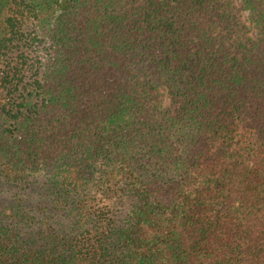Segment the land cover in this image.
Masks as SVG:
<instances>
[{
    "label": "trees",
    "instance_id": "16d2710c",
    "mask_svg": "<svg viewBox=\"0 0 264 264\" xmlns=\"http://www.w3.org/2000/svg\"><path fill=\"white\" fill-rule=\"evenodd\" d=\"M0 264H264V0H0Z\"/></svg>",
    "mask_w": 264,
    "mask_h": 264
},
{
    "label": "rangeland",
    "instance_id": "374dc122",
    "mask_svg": "<svg viewBox=\"0 0 264 264\" xmlns=\"http://www.w3.org/2000/svg\"><path fill=\"white\" fill-rule=\"evenodd\" d=\"M239 2H240V0H238ZM244 18L246 19L247 17L245 16V14H244Z\"/></svg>",
    "mask_w": 264,
    "mask_h": 264
}]
</instances>
